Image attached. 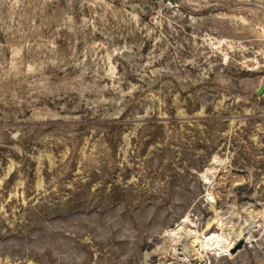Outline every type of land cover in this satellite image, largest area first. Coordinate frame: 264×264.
<instances>
[{
    "label": "rangeland",
    "instance_id": "374dc122",
    "mask_svg": "<svg viewBox=\"0 0 264 264\" xmlns=\"http://www.w3.org/2000/svg\"><path fill=\"white\" fill-rule=\"evenodd\" d=\"M0 264H264V0H0Z\"/></svg>",
    "mask_w": 264,
    "mask_h": 264
},
{
    "label": "bare ground",
    "instance_id": "6f19581e",
    "mask_svg": "<svg viewBox=\"0 0 264 264\" xmlns=\"http://www.w3.org/2000/svg\"><path fill=\"white\" fill-rule=\"evenodd\" d=\"M210 243L214 244V240L212 239V240L206 241V245H210Z\"/></svg>",
    "mask_w": 264,
    "mask_h": 264
},
{
    "label": "water",
    "instance_id": "95a60500",
    "mask_svg": "<svg viewBox=\"0 0 264 264\" xmlns=\"http://www.w3.org/2000/svg\"><path fill=\"white\" fill-rule=\"evenodd\" d=\"M262 90V89H261Z\"/></svg>",
    "mask_w": 264,
    "mask_h": 264
}]
</instances>
